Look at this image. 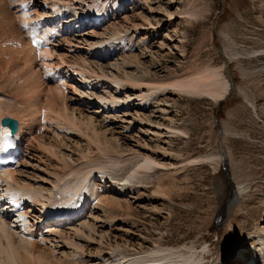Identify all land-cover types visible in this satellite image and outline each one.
I'll return each mask as SVG.
<instances>
[{
    "label": "rangeland",
    "instance_id": "rangeland-1",
    "mask_svg": "<svg viewBox=\"0 0 264 264\" xmlns=\"http://www.w3.org/2000/svg\"><path fill=\"white\" fill-rule=\"evenodd\" d=\"M54 1L58 0H51ZM88 1L85 2L89 4ZM117 1L108 0V8L112 10ZM7 2L5 0L3 8L16 22L15 28H19L16 30L24 33L22 35L30 44V20L22 21L23 17L17 11L19 7H11ZM31 2L26 16L29 14L33 18L38 14L40 18H55L47 7L50 0L45 4L44 0ZM125 8L118 12L110 11L112 18L93 29H79L81 24L87 25V22L80 21L62 26L51 19L49 25L55 26L62 38L75 37L79 42L89 41L87 44L107 41L115 32L114 28L127 30L121 34L126 35L123 46L117 44V53L109 59L99 63L93 61L87 51H79L80 46L87 47L84 44H79L75 53H70L76 59L81 56L88 61L90 58L89 63L101 65L103 69L99 75L125 78L124 73H127L149 83H166L203 71H214L226 77L230 87L220 101L173 90L151 91L154 93H148L151 104L146 110L136 111L133 104L131 107L128 105L127 110L117 108L113 114L121 118L106 120L102 127L97 128L101 135L107 127L111 134L116 133L120 137L122 150H114L123 151L121 154L130 162L129 165L126 162V168L119 174H128L137 168L138 159L134 162L136 165L131 164L134 158L131 156L139 152L151 155L160 167H153L148 172L140 170L138 178L133 180L134 190L123 199L119 198L120 203L124 202L125 210L114 213L117 217L115 222L106 219L102 228L96 227L97 224L93 227L96 240L85 248V253L87 256L99 255L102 260L117 248L125 256L132 257L149 251L155 245H162L178 250L195 248L198 253H204L205 264H228L233 259L236 262V256L234 258L232 254L240 251L239 247L245 241H250L258 225L264 227V223L261 224L264 221V0H132ZM62 12L66 19L75 17L73 12L67 15L64 10ZM0 19L1 30L3 21ZM126 24L129 28L125 27ZM134 24L141 27L134 30ZM82 32H87L84 37H76ZM6 37L11 39V36ZM7 38L0 40V53H5V47H8ZM59 45L67 49L63 42ZM160 45L166 49H160ZM116 63L118 69L114 67ZM127 89L125 85L123 90ZM111 90V86L106 85L99 87L98 92L109 97L114 92ZM93 106H86L83 115L88 116L99 108V105ZM138 116L146 117L150 126L162 130L144 127L137 120ZM125 128L129 130L125 131ZM148 128L162 135L150 134L146 131ZM178 130L182 131L181 134L177 133ZM107 134L105 137L109 139L111 136ZM63 142L65 147H70L72 152L68 153L74 160L80 161V155H86V145L81 139L74 136ZM91 151L92 155L95 154V150ZM221 153L226 157L229 177L223 171ZM24 162H29L32 167L23 168L22 176L36 179L31 182L39 184L36 181L43 177L40 171L45 170L43 164L28 157ZM160 186L165 197L157 194ZM238 189L243 195L235 200L234 193ZM127 206L130 207L128 211ZM89 209L85 215H90ZM96 215L101 216L94 212V217ZM110 223L113 225L111 228ZM88 230L85 229L86 232ZM93 231L90 236H93Z\"/></svg>",
    "mask_w": 264,
    "mask_h": 264
},
{
    "label": "bare ground",
    "instance_id": "bare-ground-1",
    "mask_svg": "<svg viewBox=\"0 0 264 264\" xmlns=\"http://www.w3.org/2000/svg\"><path fill=\"white\" fill-rule=\"evenodd\" d=\"M7 1L10 6L12 5L11 7H19L17 11L22 15V21L30 20L29 33L25 32V34L31 33V43L27 44L26 36L22 35L24 33L20 34L21 31L16 30L18 28H15L16 22L3 8L6 4L5 0H0V18L3 21L0 40L11 36V39L7 38L8 47L4 46L7 48L4 49L5 53H0V120L5 117L17 119L15 120L18 121V131L13 139L19 151L17 163L0 171L2 196L11 197L10 201L4 203V210H0V264H205L204 253H198L192 247L178 250L155 245L149 251L136 253L132 257L125 256L122 250L116 248L107 254V259L102 260L96 254L86 255L85 248L93 245L96 240L97 235L93 227L97 224L96 227L102 228V224H106V219L115 222L117 217L114 213H122L124 209V202L120 203L119 198L134 190L133 180L138 178L140 170L148 172L153 170V167H160L151 155L139 152L131 156L134 157L131 164H135L136 158L138 159L137 168L128 174H119L124 171L128 162V157L121 154L123 151L114 150L115 148L122 150L121 143L119 144L120 137L118 138L116 133L111 134V130L107 127L101 135L97 128L104 125L106 120L120 119L121 117L115 115L117 108L127 110L128 105L131 107L133 104L136 111L146 110L148 104H151L149 100L151 95L148 93H154L151 91L173 90L188 96L220 101L229 92L230 84L226 77L214 71H203L166 83H149L124 72L125 78L99 75L101 74L99 71L103 69L98 64L99 61L112 56L120 44L123 46L126 35L121 34L127 33V30L114 28L115 32H112L107 41L99 40L95 44H87L89 41L79 42L80 40H75V37L74 40L68 36L62 38L58 35V30H55V26L49 25V21L54 19L56 24L62 26L69 25L72 21L87 22L86 26L85 23L81 24L79 29L100 27L112 16L110 11L125 10L132 0H119L115 2L112 10L108 8V0H89V4L85 2L86 0H74L72 3L66 0L56 2L50 0L51 3L48 2L50 4L47 7L55 18L46 15V18H40L38 14H34L33 18L29 14L26 16L25 13L30 11V8H27L31 0ZM45 2L47 0H44V4ZM61 8L65 15L73 12L75 17L64 18ZM123 22L127 23L126 19H123ZM17 24L19 25L18 22ZM125 27L127 28L128 25ZM132 27L136 30L141 26L134 24ZM16 34L19 36L17 37ZM84 34L82 32L76 37L82 35L84 37ZM35 37L42 40V47L34 46ZM62 42L67 49L59 45ZM79 44H84L87 49L81 48ZM79 46L81 53L87 51L86 54L93 61L98 62L97 64L93 62L95 65L92 63L94 67H98L97 70L88 62L90 58L86 61L87 59L81 56L76 59L70 54L75 53ZM165 47L160 45L159 48L166 49ZM118 66L116 63L114 67L118 69ZM106 85H110L114 90L109 97L102 96L98 92L99 87ZM125 85L129 89L123 90ZM129 92H132L131 95ZM118 94H123V97ZM93 105H99V108L88 116L83 115L84 108ZM145 118L138 116L137 120L144 127L162 130L150 126ZM127 130L129 128H125V131ZM146 131L150 134L155 133L158 137L162 135L151 128ZM172 131L176 133L174 129ZM181 132L178 130L177 133L181 134ZM8 133L9 130L0 124V154ZM107 133L111 136L109 139L105 137ZM74 136L86 145V155H80V161L73 159L69 154L72 152L70 147H65L63 142L66 143L67 138ZM91 149L95 150V154L92 155ZM82 151L79 153L83 154ZM27 157L43 164L42 167L45 168L40 170L43 172V177L36 181L39 184L31 182L36 179L30 180L22 176L23 168L29 169L31 166L29 162H24ZM157 194L163 195L161 186ZM242 195V191L238 189L233 198L236 200ZM7 204H10V207H7ZM89 207L91 212L88 216L85 213ZM129 209L130 207L127 206L126 210ZM79 212L80 216L74 218V214ZM94 212H99L101 216L94 217ZM12 218H14L13 222L10 221ZM112 223L110 228L113 226ZM263 223L262 220L261 224ZM85 229H89L88 232ZM91 230L93 236H90ZM98 237L100 238L101 235ZM249 240L239 247L241 250L237 255L247 251L249 262L264 264V227L258 225ZM58 255L61 258H58ZM234 261L235 259L228 264H241L238 258L236 262Z\"/></svg>",
    "mask_w": 264,
    "mask_h": 264
},
{
    "label": "water",
    "instance_id": "water-1",
    "mask_svg": "<svg viewBox=\"0 0 264 264\" xmlns=\"http://www.w3.org/2000/svg\"><path fill=\"white\" fill-rule=\"evenodd\" d=\"M1 126L2 127H7L10 129V134L11 135H14L17 131V127H18V123L16 120L14 119H11V118H8V117H5L1 120ZM222 154V153H221ZM221 159L223 161V171L227 173V176L229 177V173L227 172V168H226V165H225V155H221Z\"/></svg>",
    "mask_w": 264,
    "mask_h": 264
}]
</instances>
